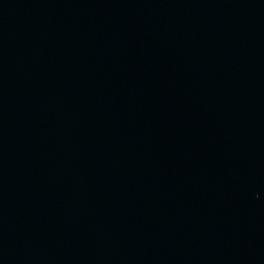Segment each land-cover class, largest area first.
I'll return each mask as SVG.
<instances>
[{"label": "water", "instance_id": "obj_1", "mask_svg": "<svg viewBox=\"0 0 264 264\" xmlns=\"http://www.w3.org/2000/svg\"><path fill=\"white\" fill-rule=\"evenodd\" d=\"M0 264H264V0H0Z\"/></svg>", "mask_w": 264, "mask_h": 264}]
</instances>
